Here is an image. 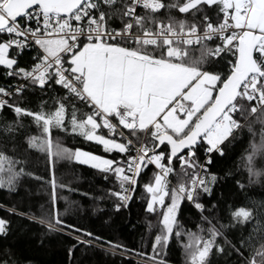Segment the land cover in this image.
<instances>
[{"label":"snow or ice","instance_id":"snow-or-ice-1","mask_svg":"<svg viewBox=\"0 0 264 264\" xmlns=\"http://www.w3.org/2000/svg\"><path fill=\"white\" fill-rule=\"evenodd\" d=\"M25 51L33 55L22 66ZM0 76L12 81L0 85V113H12L0 120V189L15 192L31 175L27 149L75 160L114 185L106 194L117 211L143 188L155 223L151 254L136 253L137 264H170L173 238L184 264H264V199L214 198L225 177L241 190L264 183V0H0ZM36 92L51 103L34 108ZM28 118L38 135L22 132ZM245 133L237 170L212 171ZM61 134L94 141L111 158L65 147ZM51 184L52 207L39 222L81 233L77 244L100 242L61 218ZM193 210L196 231L180 220ZM8 223L0 218V235ZM103 243L113 255L131 251Z\"/></svg>","mask_w":264,"mask_h":264},{"label":"trees","instance_id":"trees-1","mask_svg":"<svg viewBox=\"0 0 264 264\" xmlns=\"http://www.w3.org/2000/svg\"><path fill=\"white\" fill-rule=\"evenodd\" d=\"M32 54L25 52L20 58L22 66L31 62ZM12 83L0 76V85ZM31 105L39 106L40 100H49L47 95L39 92L29 94ZM12 118V113L5 109L0 113V120ZM30 118L25 119L26 128L22 130L26 135H38L34 124H30ZM65 147L80 148L85 152L111 158L110 153H105L103 147L95 142L87 141L83 137H66L61 134ZM251 139L245 133L244 143L235 142L228 156L218 159L212 166V171H217L223 176L225 171L237 170L238 158L247 147ZM20 140L23 142L24 137ZM10 147V146H9ZM24 148H27L26 142ZM20 155V153H17ZM26 158V171L31 175H25L20 179L15 192L0 189V218L7 220V234L0 235V262L8 261V264H137L142 257L136 253L146 252L151 254L149 244L148 222L155 223V217L146 212V203L140 198L143 188L138 185L133 200L127 207L119 211L114 207L115 199L107 196V190L114 185L105 181L103 174L97 169L80 164L75 160L56 159L49 161L46 153L36 149H27L23 153ZM153 166H149L146 174L141 179V185L148 182ZM247 184V177H237ZM56 182L55 209L61 214V218L67 223L83 231L93 233V236L101 238L100 242L93 245L77 244L72 230L64 232H49L44 224L39 222L41 217L47 216L52 207L51 181ZM60 185L66 187L61 188ZM73 189L69 191L68 189ZM88 193V195H84ZM223 193V200L227 203L239 206L251 199H264V183L253 184L241 190L235 182L225 177L214 189V198ZM208 198L205 197V200ZM207 214V213H206ZM181 223L188 229L196 231L194 225L198 223V213L195 210L185 211L180 217ZM226 222V221H225ZM71 233V234H70ZM104 241H113L124 245L131 250L124 256L113 255L107 251L108 245ZM73 245H76L73 248ZM72 248V254L69 249ZM167 258L170 264H184L183 249L175 238L170 242ZM220 264H223L221 258Z\"/></svg>","mask_w":264,"mask_h":264},{"label":"built area","instance_id":"built-area-1","mask_svg":"<svg viewBox=\"0 0 264 264\" xmlns=\"http://www.w3.org/2000/svg\"><path fill=\"white\" fill-rule=\"evenodd\" d=\"M25 52H30V51H25ZM30 53L33 55V53H32V52H30ZM30 63H31V62H30ZM30 63H29V64H30Z\"/></svg>","mask_w":264,"mask_h":264},{"label":"rangeland","instance_id":"rangeland-1","mask_svg":"<svg viewBox=\"0 0 264 264\" xmlns=\"http://www.w3.org/2000/svg\"><path fill=\"white\" fill-rule=\"evenodd\" d=\"M92 142H94V141H92ZM96 143V142H95ZM102 146V145H101ZM103 147V146H102ZM89 166V165H88ZM154 167V166H153Z\"/></svg>","mask_w":264,"mask_h":264}]
</instances>
